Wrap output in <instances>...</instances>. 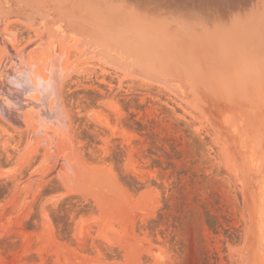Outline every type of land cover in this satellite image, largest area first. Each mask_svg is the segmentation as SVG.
Masks as SVG:
<instances>
[{
    "label": "rangeland",
    "instance_id": "374dc122",
    "mask_svg": "<svg viewBox=\"0 0 264 264\" xmlns=\"http://www.w3.org/2000/svg\"><path fill=\"white\" fill-rule=\"evenodd\" d=\"M14 15L0 19V264H244L241 180L205 112Z\"/></svg>",
    "mask_w": 264,
    "mask_h": 264
},
{
    "label": "water",
    "instance_id": "95a60500",
    "mask_svg": "<svg viewBox=\"0 0 264 264\" xmlns=\"http://www.w3.org/2000/svg\"><path fill=\"white\" fill-rule=\"evenodd\" d=\"M9 12L66 26L196 103L241 180L244 264H264V0H0V19Z\"/></svg>",
    "mask_w": 264,
    "mask_h": 264
},
{
    "label": "trees",
    "instance_id": "16d2710c",
    "mask_svg": "<svg viewBox=\"0 0 264 264\" xmlns=\"http://www.w3.org/2000/svg\"><path fill=\"white\" fill-rule=\"evenodd\" d=\"M137 126L136 127H130L132 130L136 131L137 133L146 136L147 138H152L153 133L149 134V132L145 133V130L147 128V126H145L142 122H136ZM79 138L81 140L86 141V147L87 149L90 148V146L95 143L94 141V136L91 133V131L89 130V128H82L81 127V132L79 134ZM98 143V142H97ZM121 149L118 147L116 151H114L113 156L110 157V160H112L113 162H115L117 165L121 164ZM155 164H157L158 166H161L163 169H166L165 167H163V162L160 159H156L154 161ZM1 182V180H0ZM136 181L134 182H127L126 183L130 186V187H135L136 186ZM6 192H1L0 191V199H2L4 197ZM162 215V214H161ZM57 222V221H56ZM152 222L155 223V220H153ZM157 225L153 227V230L156 229Z\"/></svg>",
    "mask_w": 264,
    "mask_h": 264
},
{
    "label": "bare ground",
    "instance_id": "6f19581e",
    "mask_svg": "<svg viewBox=\"0 0 264 264\" xmlns=\"http://www.w3.org/2000/svg\"><path fill=\"white\" fill-rule=\"evenodd\" d=\"M8 15H9V14H8ZM15 15H17V14H15ZM15 15H14V16H15ZM8 17H9V19H10V16H8ZM11 17H12V16H11ZM25 18H26V17H25ZM28 20H29V19H28ZM32 20H33V19H32ZM36 21H37V20H36ZM40 21H41V20H40ZM1 23H2V22H1ZM43 23H44V26H45V27H49V26L52 27L53 25H55L54 23H50V22H46V21H43ZM35 24L39 25V23H35ZM35 24H33V25H35ZM30 25H31V23H30ZM41 25H42V24H41ZM56 25H58V24H56ZM56 25H55V26H56ZM1 26H3V25H1ZM38 27H39V26H38ZM45 27H44V28H45ZM61 27H62V26H61ZM63 27H64V26H63ZM63 27H62V28H63ZM40 28L42 29L43 26L40 27ZM40 28H39V29H40ZM44 28H43V29H44ZM56 28L59 29V27H56ZM64 28L66 29L67 27L65 26ZM45 29H46V28H45ZM52 30H53V29H52ZM61 30H62V29H61ZM63 30H64V29H63ZM63 30H62V31H63ZM62 31H61V32H62ZM59 33H60V32H59ZM62 33H63V32H62ZM52 34H53V33H52ZM39 42H40V41H39ZM56 42H57V41H56ZM55 44H56V43H55ZM67 44H68V43H67ZM56 46H57V45H56ZM44 110H45V109H44ZM45 111H46V110H45ZM18 113H19V112H18ZM115 186H116V185H115ZM116 188L119 189L117 186H116ZM117 193H118V192H117Z\"/></svg>",
    "mask_w": 264,
    "mask_h": 264
}]
</instances>
